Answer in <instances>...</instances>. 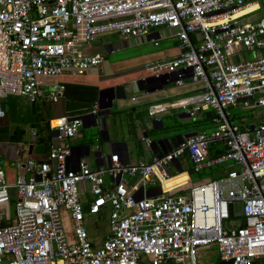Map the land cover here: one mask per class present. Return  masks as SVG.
<instances>
[{
	"label": "built area",
	"instance_id": "obj_1",
	"mask_svg": "<svg viewBox=\"0 0 264 264\" xmlns=\"http://www.w3.org/2000/svg\"><path fill=\"white\" fill-rule=\"evenodd\" d=\"M162 25L174 30L178 53L145 70L157 79L171 75L177 85L186 78L203 82L204 91L174 107L188 116L211 108L216 127L149 160L126 163L113 153L91 167L72 156L71 140L97 103L47 119L57 143L48 145L45 159L25 161L26 175L7 184L0 157V264H202L198 249L208 245L219 262L264 264V55L238 54L264 47V0H0V118L7 96L56 102L62 85L48 80L101 64V52L82 51L93 39L143 37ZM236 103L262 106L263 118L233 127L226 109ZM212 143L224 151L208 157ZM183 155L195 172L226 161L231 168L190 185L186 194L144 196L146 185L155 176L167 179ZM10 195L13 218L6 209ZM84 201L89 214L109 208L98 245L88 236ZM230 218H236L231 227Z\"/></svg>",
	"mask_w": 264,
	"mask_h": 264
},
{
	"label": "crops",
	"instance_id": "obj_2",
	"mask_svg": "<svg viewBox=\"0 0 264 264\" xmlns=\"http://www.w3.org/2000/svg\"><path fill=\"white\" fill-rule=\"evenodd\" d=\"M173 34L172 28L162 25L151 29L146 36L131 39L148 41L160 47L144 59L145 66L150 62L166 60L178 53L177 40ZM124 42L121 40L122 44ZM111 49V42L107 37L95 38L82 47L84 54L92 52L103 54ZM99 65L88 68L79 76L62 75L54 80H48L50 83L62 85L63 94L56 102L47 100L29 102L16 96H7L1 101L4 115L0 118V157L7 184H12L19 174L26 175L23 165L27 159L36 161L45 159L48 145L57 143L51 130L49 142L41 138L43 125L47 119L90 110L92 104L97 101L98 90L109 86L116 87V97L111 101L108 111L99 116L95 115V119L90 113L82 117L80 127L89 128L86 134H90L89 131L97 132L93 138L95 143L93 146L90 145L88 155H85L84 147L90 142L86 139L87 135L84 137L78 130L77 135L71 140L72 156H75L76 161L86 160L91 167L106 163L108 156L113 153L123 162H126L125 156H127L126 163L149 160L171 148L169 140L160 141L159 145H153L152 141L176 134L183 138L216 127L217 122L213 120L214 111L211 108L202 106L193 115L188 116L180 108L174 107L176 100L191 93L204 91L206 88L203 82L194 83L186 78L177 85L171 75H166L168 80L163 82L151 74L137 76L134 68L120 69L125 67L114 66L109 72H103V66ZM93 69L95 71H92ZM152 104H161L163 110L149 114L147 108ZM237 105L238 103L228 108ZM228 108L226 111L228 117H231ZM250 117L257 119L258 122L263 118V113H253ZM238 120V123L234 124L231 119L230 123L239 130V126L242 129L246 125L256 123L252 121L245 123L246 118ZM94 121L96 127L90 128L94 126ZM173 121H176L174 125ZM160 122L162 127L159 129ZM176 124L180 125L179 128ZM154 127L158 130H154ZM151 132H156L153 139L149 136ZM135 148L139 149L140 156L135 155ZM219 149H223L221 143H212L208 148V157H213V152ZM222 163L190 172L191 164L187 156H180L169 167L167 179L155 176L152 183L146 185L144 196H152L160 192L173 195L186 194L190 185L221 175L231 168V163L228 162L224 166L221 165ZM172 177H175V180H172ZM86 197L87 195L84 194L82 199L85 200ZM85 223L90 241L93 245H98L104 236L101 233L106 232V224L96 222L98 226L95 227L97 225L95 221L86 217ZM92 230L99 236L91 238Z\"/></svg>",
	"mask_w": 264,
	"mask_h": 264
},
{
	"label": "rangeland",
	"instance_id": "obj_3",
	"mask_svg": "<svg viewBox=\"0 0 264 264\" xmlns=\"http://www.w3.org/2000/svg\"><path fill=\"white\" fill-rule=\"evenodd\" d=\"M108 40L111 42L112 49L110 51H106L103 53V63L99 66H103V72H109L110 69H112L114 66H121L125 68L120 69H126V68H134L135 75L142 76L145 74H149V71L145 70L144 65V59L148 58L151 54L156 52L159 46H154L152 43L148 41H140V40H131L132 38H129L127 40H124L125 42L122 44L121 40L118 36L110 35L106 36ZM123 41V40H122ZM238 54H241L242 56H246L248 58H253L259 55H264V47L254 50V51H247L244 49H241L238 51ZM92 71H95L93 69ZM263 107L257 106L253 110H245L242 108L239 104L235 107L228 108V111L230 115L232 116V122L234 124L238 123L237 120L240 118H246L244 121L245 123L248 122H256L257 119L251 118L250 114L253 113H260L262 112ZM239 121V120H238ZM176 121H173V125ZM179 124H176V127L179 128ZM96 126H92L90 128H95ZM181 129V128H180ZM89 128H82L80 127L79 133L83 134L84 137H86V131H88ZM90 134L87 135L86 139H89V143L91 146L94 145L95 141L93 140L94 136L97 135V132H90ZM156 132H151L150 137L153 139L155 137ZM135 155L140 156V152L138 148H135ZM229 161H226L222 163L221 165L224 166ZM230 163V162H229ZM172 180H175V177L171 178ZM10 193L13 194V190H10ZM14 197L12 195L9 196L8 205L6 207L8 211V215L10 218H13L14 216ZM105 214H108V206L105 207ZM235 211L238 212V208L235 209ZM236 218H230L226 220L225 224H227L229 227L234 226ZM65 226L69 227V224L65 221ZM106 232H102L101 235H105ZM91 238H95L99 236L97 232H94L93 230L90 231ZM199 254V261H201L204 264H213L219 262V257L216 252V248L213 245L208 246H202L198 249Z\"/></svg>",
	"mask_w": 264,
	"mask_h": 264
},
{
	"label": "water",
	"instance_id": "obj_4",
	"mask_svg": "<svg viewBox=\"0 0 264 264\" xmlns=\"http://www.w3.org/2000/svg\"><path fill=\"white\" fill-rule=\"evenodd\" d=\"M161 81L164 82L163 77L160 78ZM206 80L210 83V79L208 77V75H206ZM116 97V87L114 86H109L106 88H102L100 90H98V97H97V111L95 113H91L93 115V119H95V115H102L104 113H106L108 111V108L111 106V101ZM83 117V116H82ZM81 117V118H82ZM228 124L229 121L227 120ZM93 125H96V121H94ZM230 125V124H229ZM162 127V123L160 122V126L159 129ZM154 130H158V128L154 127ZM53 135H55V132H52ZM170 141L171 143V147H174L178 142H180L181 140V136L176 134L174 136H168V137H163L160 138L156 141H152V144L154 145H159L160 141ZM85 147V155H88L89 153V148H90V144H87L84 146ZM162 152H160L158 155H160ZM125 161L128 162L127 160V156H125ZM176 162V160L174 161ZM146 195V194H145ZM141 197V196H139ZM229 213H230V206H229ZM166 264H175V263H166ZM218 264H230V261L227 262H218Z\"/></svg>",
	"mask_w": 264,
	"mask_h": 264
},
{
	"label": "trees",
	"instance_id": "obj_5",
	"mask_svg": "<svg viewBox=\"0 0 264 264\" xmlns=\"http://www.w3.org/2000/svg\"><path fill=\"white\" fill-rule=\"evenodd\" d=\"M229 121H231L232 119V116L231 117H228ZM196 123V121H195ZM239 128L241 129V127L239 126ZM238 129V128H237ZM50 130L49 128L47 127V123L46 121L44 122V125H43V129H42V140L45 141V142H49L50 141ZM224 151V149H219V150H216L215 152H213L214 156L218 155V154H221L222 152ZM212 153V152H210ZM192 171V168L190 167V172ZM87 204H88V201H84L83 202V211L85 213V217L88 218L89 220L91 221H95L96 222H100L102 224L106 223L107 221V215L105 214V210H99L97 213H94V214H89L87 212ZM97 224V223H96ZM98 224L95 226L97 227ZM92 243V242H91Z\"/></svg>",
	"mask_w": 264,
	"mask_h": 264
}]
</instances>
